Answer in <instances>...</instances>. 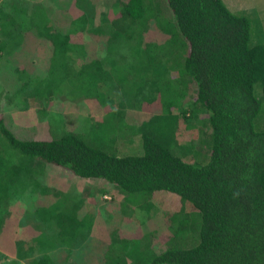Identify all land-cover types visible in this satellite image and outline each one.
Segmentation results:
<instances>
[{
  "label": "trees",
  "instance_id": "obj_1",
  "mask_svg": "<svg viewBox=\"0 0 264 264\" xmlns=\"http://www.w3.org/2000/svg\"><path fill=\"white\" fill-rule=\"evenodd\" d=\"M235 1L252 8L0 0V264H75L85 244L89 264H264V0ZM85 97L113 130L73 129ZM130 108L150 115L132 124ZM121 129L138 150L108 149ZM54 170L109 197L55 186ZM144 215L166 230L141 231Z\"/></svg>",
  "mask_w": 264,
  "mask_h": 264
},
{
  "label": "rangeland",
  "instance_id": "obj_2",
  "mask_svg": "<svg viewBox=\"0 0 264 264\" xmlns=\"http://www.w3.org/2000/svg\"><path fill=\"white\" fill-rule=\"evenodd\" d=\"M109 4L114 3L116 0H106ZM228 3L234 5L235 7H242L243 5L249 4L248 7L252 8V3L253 2H240L241 3H237L235 0H225ZM101 6V4H100ZM117 6H114L113 8H116ZM233 7V6H231ZM101 8H103L101 6ZM108 7H104L103 11L106 12V16L110 18V16H113L111 14H113V12H110V10H107ZM249 10V9H248ZM102 11V12H103ZM101 12V15H102ZM105 12H103V15L105 14ZM100 15V16H101ZM24 61V57L23 55L15 57L13 59L14 65L17 66L19 65L21 62ZM36 72L41 76L42 75V71H37ZM84 94H82V92L80 91L78 96H83ZM2 102V100H1ZM79 103V102H78ZM70 104L68 106L69 110L73 113L74 115V124H73V129L75 131L77 130H86L87 129V133H86V138L88 139L90 137L89 135V124L91 123L93 124V120H97V118L95 117L96 115H102L104 114V111L101 109L102 105H97L95 107H92V102L87 100L86 97L80 100V104ZM1 105V103H0ZM91 108H94L93 110ZM25 109H31V106H28ZM128 111L125 113V119L132 123V124H139L143 119H147L148 115H150V112L147 109H127ZM108 113V111L106 112V114ZM5 117H6V123L8 125H12V116L15 115V113L13 111H9L7 113H5ZM108 117V116H107ZM58 126V124H57ZM71 127V126H70ZM97 129L99 130H105V129H109V130H113V128H115V122L113 119H110V121H106L104 120V118H101L100 120H97L96 122V126ZM111 131H108V137L110 139H112L111 141V145L110 148H108L109 150H116L118 151V153H123V152H128V151H136L138 150V143L137 141L134 142H128L125 143L124 139L127 138V133L125 135V137H123V135L125 134V131L121 129L120 131V135H118L117 139L120 138L121 136V141L123 144H120L118 141L115 140L114 135H112L111 133H109ZM175 137L176 140L175 141H180L183 144H186L189 141V134L186 133L182 128L180 130H176L175 131ZM55 175L52 176V181L51 183L55 186H61L63 183L67 186H70L71 184H74V187L76 188L77 191L81 192V190H87L90 193L89 195H96V196H101V197H109V193H107V191H104V188H112L111 184L105 182L104 180L101 179H97V180H92V179H86V178H80L77 176H74L71 173H67V174H60L59 172H57L56 170H54ZM116 194H118V189H116ZM10 191V190H9ZM17 191V190H14ZM163 197V196H162ZM43 200H45L44 196L42 197ZM74 206L72 205L71 208H73ZM82 213V210H80V214ZM178 220V219H177ZM177 220H175V222H177ZM138 223V224H137ZM136 227H139L141 231H145L147 232V234H151L154 233L153 230H156L159 234V232L161 230H166V228H162L160 229L159 226H157V222H156V218H152L150 216L144 215L142 218H140L139 221H135ZM156 226V229H155ZM169 232V230H167ZM154 236L150 235L149 239L153 240ZM158 242H156L154 244L155 248H158ZM3 245H0V248L2 250H5L7 252V254H13L12 251L8 252V249H3ZM10 247V246H9ZM8 247V248H9ZM154 250V249H153ZM150 251V250H149ZM149 253V252H148ZM68 256H70V259H72L74 261L75 264H89L93 262V258L95 257V259L97 258V254L93 252L91 247H88L86 244L85 245H80L77 246L75 248H70V252L68 254ZM6 263V260H5ZM1 264H4L1 263ZM8 264H12V261L10 260L8 262Z\"/></svg>",
  "mask_w": 264,
  "mask_h": 264
}]
</instances>
